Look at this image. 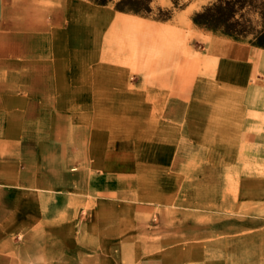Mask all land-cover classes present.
Masks as SVG:
<instances>
[{
    "label": "rangeland",
    "instance_id": "obj_1",
    "mask_svg": "<svg viewBox=\"0 0 264 264\" xmlns=\"http://www.w3.org/2000/svg\"><path fill=\"white\" fill-rule=\"evenodd\" d=\"M120 1L98 6L88 0H0V87L20 86L18 91L26 94L25 86L34 78L28 74H44L43 59H53L57 47L66 55L65 69L83 66L86 62L75 56L84 52V57L99 37L101 63L106 69L131 72L132 84H139L140 71L147 75V85L155 83L169 67L184 74L186 86L187 75L193 74L196 82L213 76L215 63L206 53L212 38L236 41L194 23L196 14L216 0H152V12L139 15L119 11ZM79 6L101 18L83 19ZM252 20L248 37L237 42L252 45L260 37V20L257 16ZM50 95L53 105L58 94ZM74 95L66 94L67 105L73 104ZM97 95L104 106L99 108L101 118H109L116 131L128 124L138 136L139 88ZM143 95L146 125L141 127L149 139L160 117L156 104L166 94ZM182 143L186 149L187 142ZM219 156V152H182L178 170L185 186L176 206H140L127 197L124 200H135L137 208L128 205L108 213L107 220L93 221L90 206H84L74 221L32 222L31 228L18 222V228L11 230L12 222L4 220L0 264H264V188H240L250 177L264 181V152L258 153L255 163L250 152L237 163L231 152L226 167L221 160L223 168Z\"/></svg>",
    "mask_w": 264,
    "mask_h": 264
},
{
    "label": "crops",
    "instance_id": "obj_2",
    "mask_svg": "<svg viewBox=\"0 0 264 264\" xmlns=\"http://www.w3.org/2000/svg\"><path fill=\"white\" fill-rule=\"evenodd\" d=\"M100 38L85 58L84 52L75 56L86 63L73 71L64 68L67 58L57 47L53 59H43L44 74H28L34 78L26 94L20 86L0 87V226L4 220L11 230L18 222L31 228L32 222L74 221L84 206L93 221L107 220L108 213L134 205L127 197L140 206H176L185 186L178 170L182 152H219L224 167L231 152L236 163L248 152L255 163L264 152V49L212 38L206 53L215 63L213 76L196 82L187 75L185 86L184 74L168 67L148 85L140 71L135 85L131 72L101 63ZM132 86L140 93L138 136L128 124L116 131L99 114L104 106L97 94ZM147 92L166 94L156 104L160 117L149 139L141 127ZM68 93L75 94L73 104L66 103ZM50 94H58L53 105ZM244 181L241 189L264 188L261 179Z\"/></svg>",
    "mask_w": 264,
    "mask_h": 264
},
{
    "label": "trees",
    "instance_id": "obj_3",
    "mask_svg": "<svg viewBox=\"0 0 264 264\" xmlns=\"http://www.w3.org/2000/svg\"><path fill=\"white\" fill-rule=\"evenodd\" d=\"M98 6H108L114 0H88ZM136 2V3H134ZM152 0H121L117 9L121 12L145 14L152 12ZM257 16L263 27L252 45L264 49V0H216L197 13L194 23L203 29L221 32L223 35L235 39L245 40L250 34L252 17ZM163 21L170 18L162 19Z\"/></svg>",
    "mask_w": 264,
    "mask_h": 264
},
{
    "label": "bare ground",
    "instance_id": "obj_4",
    "mask_svg": "<svg viewBox=\"0 0 264 264\" xmlns=\"http://www.w3.org/2000/svg\"><path fill=\"white\" fill-rule=\"evenodd\" d=\"M77 11L79 12V15L83 18V19H86V20H98L99 18H101V14L96 12V11H93V10H90L86 7H82V6H79ZM211 45V44H210ZM207 65V64H206ZM205 68V67H204ZM221 76V75H220ZM218 76V77H220ZM222 78V77H221ZM225 78V77H224ZM221 80V79H219ZM223 80V79H222ZM226 81V80H225ZM254 124V123H253Z\"/></svg>",
    "mask_w": 264,
    "mask_h": 264
}]
</instances>
